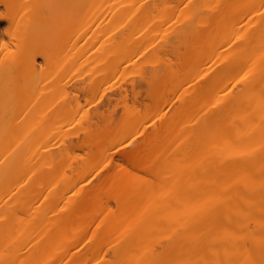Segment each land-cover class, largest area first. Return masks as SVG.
I'll list each match as a JSON object with an SVG mask.
<instances>
[{
  "label": "bare ground",
  "instance_id": "bare-ground-1",
  "mask_svg": "<svg viewBox=\"0 0 264 264\" xmlns=\"http://www.w3.org/2000/svg\"><path fill=\"white\" fill-rule=\"evenodd\" d=\"M144 1L0 0V264H264V0H203L165 41L172 50L203 26L211 33L193 41L175 83L164 88L188 93V129L180 132L155 100L112 130L106 85L131 65L127 50L146 49L170 20L154 16L159 7L167 13L191 4ZM209 10L217 16L206 21ZM119 18L127 22L115 34ZM219 45L218 65L207 66L202 56ZM82 97L95 109L78 117ZM63 128H83L107 148L70 166L81 180L102 162L99 172L115 177L102 190L87 192L65 170L44 167L50 139ZM137 138L134 152H122L128 166L117 164L114 155ZM154 167L165 171L160 193L151 188L156 194L141 200L135 175ZM106 189L117 192L113 200ZM72 192L78 198L67 202Z\"/></svg>",
  "mask_w": 264,
  "mask_h": 264
},
{
  "label": "rangeland",
  "instance_id": "rangeland-1",
  "mask_svg": "<svg viewBox=\"0 0 264 264\" xmlns=\"http://www.w3.org/2000/svg\"><path fill=\"white\" fill-rule=\"evenodd\" d=\"M191 1L192 0H190V2L188 1L189 3H191L189 8L186 6L187 5L186 3L182 5L179 10L178 9L171 10L167 13H165V11L160 12V7H159L156 13H154V16L159 17L160 15L166 14L169 16L170 20L167 22L166 21L162 22L161 28L159 30L153 31V33H157L156 37L145 42L147 46L146 49L141 50L140 52L135 54L136 50L141 49V46L139 44V45L130 46L129 49L127 50L132 56L131 65L129 66L125 74L120 73L109 82L110 84L108 83L109 85H106L108 86V92H109L107 95H109V98L112 99V102L114 101L112 130H119L122 120L125 117H127L129 114L132 113H137L140 115L145 114L146 107L155 100L160 101L161 103H165L164 110L162 111V115L164 114L166 119H168L169 121L175 122L180 132L185 128L188 129L189 126L191 125V119H192V116H190L191 103L189 101L190 97L188 93L182 91L176 94H169L164 91L165 87H169L170 85L175 83L178 77V72L180 70V67L189 58L190 55L189 49H190V45L193 44V41L195 42L200 38L207 39L208 37L211 36V33H208L209 30L205 26H203L202 28H200L201 30L197 31L199 32L198 35L191 34L189 36V39L186 40L187 44L181 42L176 46V48L172 50L165 47L166 46L165 41H172L175 35L179 33L178 30H180V28L183 27L185 23H187L189 17L192 15L191 11L194 12L193 9L200 8L201 6L204 5L203 0L193 1L194 3ZM141 3L142 2H137L136 4L133 5L129 18L133 17L134 12L137 10V8ZM147 3H150V1H148ZM173 5H175V3ZM216 16H217V12L215 10H209L203 15L202 18L207 21L208 19L216 18ZM126 22H127L126 19L119 18L113 23L112 28L115 29V34H118L123 29ZM0 25L1 27L6 26L5 23H2ZM222 35L223 34L219 35V37L221 38ZM216 38L218 37H213V39ZM211 43L213 42L207 41L205 43V47L210 45ZM222 50L223 47L219 45L215 53L203 55L201 61L205 63L207 66L215 68L218 65V61L220 59L219 55L222 52ZM77 71L78 70L73 71L72 74L76 73ZM84 71L85 70H82V72ZM230 84L233 85L234 82L231 81ZM203 85H205V82L200 84L197 87V90H200ZM119 94L123 95V97L121 95L119 96ZM118 96L121 98H119ZM73 97H74V93L69 92L67 98L72 100ZM84 99H88V97L81 98V103L84 104V107L78 117H83L87 111L91 110L92 112L95 109V106L86 104ZM103 105L104 103L100 104L99 107L102 108ZM153 131H154L153 129H150L149 132L152 133ZM101 132H103V129H101ZM90 137L91 136H89V134H87L86 130H83V128L81 129L77 128L73 130L72 129L68 130V128H65L58 136H55L50 139L51 146L49 150H50V155L53 157V159H51L52 157H50L49 162L52 160L51 165L47 166L45 164L48 163H45L44 167L53 166L55 167V169L61 168L63 169V171L65 170L66 172L65 171L64 172L66 173V175L71 177L73 181L76 182L78 181L79 186L82 185L85 187L87 192L93 193L102 190L104 187L107 186L106 185L107 183L109 184V179L113 180L115 177L114 176L109 177L107 175L106 170H102L101 172H99L103 168L102 162H99L98 166L87 177L81 180H79L80 177L78 175H74L75 173L71 174L70 166L76 167L78 165L91 162V160L95 159L98 156L99 152H103L107 150V148L97 147L95 143L91 141L92 137L91 138ZM159 137L163 139L164 135L162 134ZM183 140L174 142L173 144L174 146L172 145L173 146L172 152H174V150L180 146L179 144L183 142ZM139 141H141V138H137L131 146L115 154L114 155L115 162L119 165H122V167L128 166V164H126V161L123 159L122 152L124 151L134 152V150L139 145L138 143H140ZM185 141L187 143V139ZM167 144L168 143H164V146H166ZM182 144L183 143H181V145ZM62 146L65 147L66 149L65 148L63 149ZM59 148L60 149L62 148V151L64 150L63 154L65 153L67 154V155L65 154L64 158L62 159L58 156ZM39 150L42 151L43 148H39ZM168 156L171 157L170 154ZM158 168L160 167H157V169ZM157 169L152 171V173L148 172V174H146V172L144 173L138 172V174H136L135 172L136 177L132 188L138 189V187L139 188L141 187L145 191H148L146 192L148 194L144 195L143 193H145V191L141 189L143 191V192L140 191V195L142 194L141 200L143 199L146 200L145 196L147 197L149 193L155 195L156 192L155 191L153 192V189L151 190V188L156 189L155 186L158 185V183L160 184L161 180L164 179V174H165V171H163L164 168L160 169L162 171H158L159 169L158 170ZM116 170L118 171L120 170V168ZM97 172L99 173L97 174ZM18 179L19 177L17 178V180ZM168 179H167L168 183L167 181H165V185L167 186V188L169 189L172 188V185H174L173 187L176 188L174 184L175 182H171V180ZM167 184L168 185L172 184V185L168 187ZM158 186H159L158 189H161L162 185L160 184ZM149 187L150 189L148 190ZM158 189H156V191ZM116 193L117 192H115L114 190L109 191L108 189L107 191L106 189L105 197H107V199L105 197L104 198L106 200H110V199L113 200L114 199L113 195H116ZM77 198L78 195H76L75 192H72L66 196L65 200L68 202V200L71 199L73 200ZM152 198H154V196ZM155 200H158V197ZM110 206L113 207L114 204L111 203Z\"/></svg>",
  "mask_w": 264,
  "mask_h": 264
}]
</instances>
